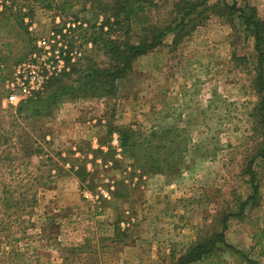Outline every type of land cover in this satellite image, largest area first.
Here are the masks:
<instances>
[{
    "label": "rangeland",
    "instance_id": "374dc122",
    "mask_svg": "<svg viewBox=\"0 0 264 264\" xmlns=\"http://www.w3.org/2000/svg\"><path fill=\"white\" fill-rule=\"evenodd\" d=\"M12 1L27 31H0V264H175L216 233L188 264H264V156L250 160L257 57L239 17L264 20V0H209L192 30L165 34L110 93L71 70L106 60L90 38L96 8L0 3ZM156 1L166 15L174 0Z\"/></svg>",
    "mask_w": 264,
    "mask_h": 264
},
{
    "label": "trees",
    "instance_id": "16d2710c",
    "mask_svg": "<svg viewBox=\"0 0 264 264\" xmlns=\"http://www.w3.org/2000/svg\"><path fill=\"white\" fill-rule=\"evenodd\" d=\"M208 1L174 0L167 14L160 15L158 10L161 6L158 5L156 0H62V4L58 5V7L61 6L59 7L61 10L66 5L72 7L78 4L80 9L90 6L96 8L102 14V21L97 25L95 31L91 33L90 38L92 41L100 39L106 60L100 65L93 62L91 58L86 57L81 67L77 70L75 67L71 69L73 72H77L76 83L92 93L112 92L115 82L127 76L129 70L132 69L133 61L137 57L147 54L160 46L163 43L165 34L173 32L174 42L181 37L183 31L192 30L198 24L194 22L198 15L209 9ZM19 8V5H15L13 1L10 2V5L0 3V31H15L13 25H11L13 23L17 25L16 27L19 30L27 31V24L23 17L18 14ZM236 8L234 5L231 6L228 14H233ZM239 11V17H241L246 28L250 30L249 32L254 37V50L257 57L256 64H254V61L251 62L254 64L255 72L252 82L260 97L250 109V115L255 118L256 126L259 128V131H256L257 134H260L261 141L260 145L257 144L254 156L250 157V160H252L256 156H264V20L254 13L248 14L244 9ZM111 33L114 34V37H111ZM57 81L59 79L52 80L48 85L53 87ZM56 90L52 94V100ZM17 109L20 110L21 106H18ZM127 136L126 130L121 131V144H126ZM4 141L6 142V139ZM14 147V150L19 148L18 146ZM3 151L5 152V149ZM36 151L33 148L30 154ZM2 155L0 154V157ZM244 173L253 175L249 165L244 170ZM252 181L253 177L250 183ZM251 185L254 192L247 200L253 199L257 193V185ZM6 189H3L4 193L12 190ZM4 198L8 199L9 205L6 206L8 208L17 204L11 194L10 197L5 196ZM22 198L25 200L23 208L26 209L30 204V198L26 195H22ZM217 239H222V233H216L212 239L198 241L190 245L186 251L180 254L175 264H188L202 258L215 246Z\"/></svg>",
    "mask_w": 264,
    "mask_h": 264
},
{
    "label": "built area",
    "instance_id": "2783aa9c",
    "mask_svg": "<svg viewBox=\"0 0 264 264\" xmlns=\"http://www.w3.org/2000/svg\"><path fill=\"white\" fill-rule=\"evenodd\" d=\"M8 98H9L10 101H13L14 99H15V101H17L16 94H11V95L8 96Z\"/></svg>",
    "mask_w": 264,
    "mask_h": 264
}]
</instances>
